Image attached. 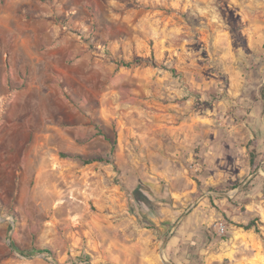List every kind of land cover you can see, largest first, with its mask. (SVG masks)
<instances>
[{"label": "rangeland", "instance_id": "374dc122", "mask_svg": "<svg viewBox=\"0 0 264 264\" xmlns=\"http://www.w3.org/2000/svg\"><path fill=\"white\" fill-rule=\"evenodd\" d=\"M0 264H264V0H0Z\"/></svg>", "mask_w": 264, "mask_h": 264}, {"label": "crops", "instance_id": "0c3cea01", "mask_svg": "<svg viewBox=\"0 0 264 264\" xmlns=\"http://www.w3.org/2000/svg\"><path fill=\"white\" fill-rule=\"evenodd\" d=\"M200 133V132H199ZM197 135H200L197 133ZM189 140H190V145H193L194 143H201L199 137L197 136V138H195V136H189ZM173 140L175 141V145L173 146V151H172V155L175 158V160L177 159H183L186 154L183 151L184 149H186V147L184 146L185 144V139H181V137H179V135L173 137ZM189 156H191V154H189ZM191 157H188V159H190Z\"/></svg>", "mask_w": 264, "mask_h": 264}, {"label": "trees", "instance_id": "16d2710c", "mask_svg": "<svg viewBox=\"0 0 264 264\" xmlns=\"http://www.w3.org/2000/svg\"><path fill=\"white\" fill-rule=\"evenodd\" d=\"M123 66H128V64H123ZM254 146H255V141L254 140H250L247 144V151H248V155H249V166L252 168V170H255L256 166H255V161H256V157L257 154L255 153L254 150ZM254 226V224L252 222H249L246 226H244L245 230H249ZM44 253L50 254V252L47 249H43L42 250ZM26 255H28L26 253Z\"/></svg>", "mask_w": 264, "mask_h": 264}, {"label": "built area", "instance_id": "2783aa9c", "mask_svg": "<svg viewBox=\"0 0 264 264\" xmlns=\"http://www.w3.org/2000/svg\"><path fill=\"white\" fill-rule=\"evenodd\" d=\"M220 229H221V231H223V228L222 227Z\"/></svg>", "mask_w": 264, "mask_h": 264}]
</instances>
